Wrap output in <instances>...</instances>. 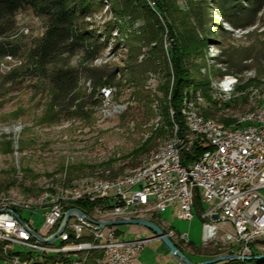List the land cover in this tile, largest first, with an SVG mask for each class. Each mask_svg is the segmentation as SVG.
<instances>
[{
	"label": "rangeland",
	"instance_id": "obj_1",
	"mask_svg": "<svg viewBox=\"0 0 264 264\" xmlns=\"http://www.w3.org/2000/svg\"><path fill=\"white\" fill-rule=\"evenodd\" d=\"M157 1L146 0L155 11ZM171 2L183 15L197 11L204 19L201 26L192 23L206 49L194 57L199 72L192 68L191 74L198 82L207 84L206 94L194 88L188 89L197 94L186 93L190 97H204L201 115L230 126L245 114L264 111V10L254 26L235 30L225 21L215 0ZM239 2L247 5L246 0ZM103 4L86 19L89 30L102 44L99 54L94 59L84 52L62 55L48 66L49 72L78 71L80 80L74 100L57 103L56 92L47 79L38 73L28 75L31 51L46 31L45 19L31 8H22L16 15L17 29L11 39L20 45L18 56L14 60L0 58V212L10 210L23 220H33L35 230L44 223L45 211L33 206H38L47 190L90 178L116 180L100 177H122L141 169L144 161L174 135L167 127L175 81L170 57L174 39L168 26L162 22V57L153 43L142 42L141 23L118 18L108 0H103ZM223 79L234 82L229 101L225 102L222 97H214V83ZM104 82L109 85L104 86ZM29 204L33 209H23ZM76 206L83 212V206ZM203 207L205 210L208 205ZM177 212L178 207H170L154 217L140 219L153 220L168 234L171 230L176 236L170 238L176 246H181V251L196 263L215 253L235 254L223 243L222 234L216 242L204 243L205 220L195 207L193 221L180 220ZM91 214L100 221L94 211ZM183 234H188V241L180 240ZM117 236L133 241L149 240L155 234L142 226L121 225ZM66 245L58 239L52 247ZM262 254L264 240L254 245L249 257ZM17 257L31 260V264H55L54 255L33 253L0 238V264H8L5 260ZM137 259L138 264H179L160 240L148 241Z\"/></svg>",
	"mask_w": 264,
	"mask_h": 264
},
{
	"label": "built area",
	"instance_id": "obj_2",
	"mask_svg": "<svg viewBox=\"0 0 264 264\" xmlns=\"http://www.w3.org/2000/svg\"><path fill=\"white\" fill-rule=\"evenodd\" d=\"M14 60L13 57H6ZM229 98H224V102ZM194 104V103H192ZM193 117L192 127L195 130V148L199 146L204 151L198 156L195 172H177L174 167L176 154L167 147V153L162 155L158 166L149 168L145 178L127 181V186L91 189L89 202L111 205L144 204L163 205L165 200H174L178 207V218L183 221H193L194 214L189 209L185 194V179H191L192 173L216 174L226 170L235 171V178L228 182V188L212 191V181L196 182L198 184L199 200L205 207V212L214 220V232L220 234L224 244L230 251L242 256H251L253 247L264 238V134L249 132V136L237 135L226 140L200 141V134L205 130V122ZM212 146H220V155L212 161L211 166H204L203 156ZM183 150V137H182ZM185 155V154H184ZM185 165V164H184ZM215 202V205L211 203ZM83 205H87L83 204ZM169 208H163L166 212ZM30 211L31 209H25ZM36 210H44V223L39 230L32 226L33 220L20 217L10 210L0 212V238L22 245L30 252L53 256L55 264H65L66 256H75L73 264H138L137 258L149 240H122L116 237L120 227H102L96 222L85 218L73 217L68 222L64 235H78V242L68 243L66 248L52 247L33 237L25 223L43 238H48L57 232L65 213L69 210L63 203L39 199ZM218 215V219L213 216ZM229 226L230 229L225 227ZM189 237L188 234H183ZM207 228H203L204 243L207 244ZM8 264H31V260L16 262L5 260Z\"/></svg>",
	"mask_w": 264,
	"mask_h": 264
},
{
	"label": "trees",
	"instance_id": "obj_3",
	"mask_svg": "<svg viewBox=\"0 0 264 264\" xmlns=\"http://www.w3.org/2000/svg\"><path fill=\"white\" fill-rule=\"evenodd\" d=\"M108 1L116 17L128 18L131 22L142 24L144 27L142 42H145V44L153 43L156 49L162 53V57L164 53L162 48V22L168 26L169 35L174 39L170 57L175 81L169 102L170 107L167 112V127L170 128V135L172 136L174 127L177 125L180 135L183 136L186 132V123L180 112L183 98L186 93L197 94L188 88L202 89L203 95L206 94L207 84L198 82L195 76L191 74L192 68H195V72H199V66L194 63V57L202 55L201 53L206 49L205 42L199 39L195 32L196 26H201L204 22L203 16L197 11L194 15H188L187 13L183 15L182 12L172 6V0H158L156 3L158 10L156 11L148 6L146 0ZM239 1L215 0V3L225 21L232 28L246 30L256 24L258 15L264 10V0H246V6ZM103 5V0H0V58L18 56L20 45L11 39L12 34L17 29L16 15L22 8H31L37 15L45 19L46 31L43 38L31 51V68L28 75L38 73L39 76L47 79L56 92L55 99L57 103L74 100V92L80 80L78 71L54 70L49 72L48 66L62 55H75L78 52H84L88 58L94 59L99 54L102 44L95 38L94 32L89 30L86 19L96 13ZM191 9L193 10V8ZM195 22L197 23L196 26L192 24ZM15 76L16 72L12 74V79ZM103 85L108 86L109 84L104 82ZM170 110L174 113L173 117ZM210 115L208 114V116ZM203 116L206 119H213L206 117L204 114ZM200 141L204 140L200 138ZM194 145L190 152L182 154L183 165L194 162L204 151V148L200 146L195 148ZM100 178L115 179L117 177L106 176ZM83 204L86 203L79 202L78 206H83L84 209H81L84 211L87 209L85 212L91 214L93 205ZM195 208L201 212V215L205 213L199 197L196 198ZM177 246L182 250L181 246ZM221 254L215 253L214 255L203 256L204 258L200 262ZM188 258L193 261L190 257ZM218 264H264V261H227Z\"/></svg>",
	"mask_w": 264,
	"mask_h": 264
},
{
	"label": "bare ground",
	"instance_id": "obj_4",
	"mask_svg": "<svg viewBox=\"0 0 264 264\" xmlns=\"http://www.w3.org/2000/svg\"><path fill=\"white\" fill-rule=\"evenodd\" d=\"M234 82L230 79H223L220 81H215V93L214 97L216 98H227L231 94V86ZM234 86V85H233ZM232 86V87H233ZM192 97V96H191ZM189 95H185L183 106H181L180 112L186 123V132L185 134L180 135L179 127L176 125L174 127V135L169 141L164 142L162 146H160L157 153L155 155L144 161L143 167L140 169H136L131 171L129 174L124 175L122 177H117L116 180H100L96 178L84 179L78 182L73 183L71 186L66 187H52L47 190L40 199H48L51 202L55 203H63V207H76L80 209L76 205L79 202L88 203L89 205H93L95 216L100 221L93 219L90 217V214H87L83 210V214L86 217L91 218L94 222H106V221H115V220H135L145 218L147 216H155L156 214L163 213V208L174 207V200H165L163 201V205H144V204H132V205H122V203H113L111 205H104L103 203L97 202H89V194H85L87 191H91V189L98 188H106V187H117V186H127V181H135L141 180L146 177L149 173V168L158 166L160 162V158L162 155L167 153L168 149H171L172 153L176 154V159H174V167L177 172H185V167L188 172H195L196 165L198 163V159L192 163L187 165L182 164V154L184 152H190L192 146L195 143V130L192 127L193 117L191 115H195V119L201 122H205V130L200 134V138L204 141H213V140H226L230 137H235L237 135L249 136V132H257V134H264V111L259 110L256 112L245 114L240 118L239 121L234 122V124H230V126H226L222 123H219L213 119H205L201 115V103L203 101V97L194 96L191 98ZM205 102V101H204ZM194 103V104H192ZM172 116L174 115L173 111L171 112ZM182 137H183V150H182ZM220 155V146H212V149H209L203 156V164L204 166H211L212 161L217 159ZM235 178V171L226 170L220 174H216V181H213V174H204V173H192L191 179H185V194L188 200L189 209L195 207L196 198L199 197L198 193V184L196 182L203 181H212V191H220L221 189L228 188V182L232 181ZM14 206V205H13ZM26 208L23 209H33L37 206L30 207L25 205ZM17 208V207H16ZM7 211V210H3ZM81 211V210H80ZM91 211V213L93 212ZM88 212V211H87ZM90 212V211H89ZM96 218V217H95ZM202 218L205 220V224L203 228H207V244L211 242H216L218 240V232H214V220H211V216H208L203 213ZM147 220V219H144ZM152 221L153 220H149ZM207 221V222H206ZM156 223V222H155ZM170 237L176 236L171 230L169 233ZM180 236V235H179ZM180 240L188 241L189 237H185L181 235ZM8 240L9 239H4ZM260 240H264V238H260ZM63 242L67 245L62 247L66 248L68 243L78 242V235L66 234L64 235ZM63 246V245H62ZM3 247V246H2ZM59 248V247H58ZM3 252V251H2ZM11 255L9 254V257ZM72 256L65 257V264H73L75 263V259L71 258ZM23 258V257H22ZM16 262H23V260L17 259ZM47 261V260H46Z\"/></svg>",
	"mask_w": 264,
	"mask_h": 264
},
{
	"label": "water",
	"instance_id": "obj_5",
	"mask_svg": "<svg viewBox=\"0 0 264 264\" xmlns=\"http://www.w3.org/2000/svg\"><path fill=\"white\" fill-rule=\"evenodd\" d=\"M78 217V218H85L86 220L91 221L88 217L84 216L83 212L79 209H70L68 210L65 215L64 219L57 230L56 233H54L52 236L48 238H43L40 235H38L34 230H31L25 223L23 225L26 229L30 231V233L33 235L34 238L39 240L42 243L49 244L53 241L57 240L66 230V227L68 225V222L71 218ZM214 219H218V215L213 216ZM99 226L104 227H120L121 225H138L145 227L152 231L155 234L154 238L149 239L150 240H160L164 243V245L169 249L171 256L176 258L179 262V264H218L222 262L227 261H250V260H258V261H264V254L262 255H255L253 257H242L237 254H226L221 255L213 259H209L206 261H203L201 263H194L192 262L174 243V241L170 238V235L166 233L160 226V224L144 220V219H135V220H115V221H109V222H96ZM204 241V237H203Z\"/></svg>",
	"mask_w": 264,
	"mask_h": 264
},
{
	"label": "crops",
	"instance_id": "obj_6",
	"mask_svg": "<svg viewBox=\"0 0 264 264\" xmlns=\"http://www.w3.org/2000/svg\"><path fill=\"white\" fill-rule=\"evenodd\" d=\"M164 227H166V225L165 224H162ZM168 227V226H167Z\"/></svg>",
	"mask_w": 264,
	"mask_h": 264
}]
</instances>
